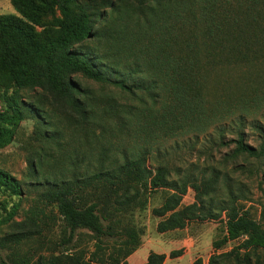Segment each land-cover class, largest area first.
Returning <instances> with one entry per match:
<instances>
[{
  "label": "trees",
  "instance_id": "16d2710c",
  "mask_svg": "<svg viewBox=\"0 0 264 264\" xmlns=\"http://www.w3.org/2000/svg\"><path fill=\"white\" fill-rule=\"evenodd\" d=\"M135 1L12 0L22 17L0 15V73L12 87L1 97L0 148L12 141L25 109L49 123L48 96L69 120L90 122L93 142L113 131L128 141L120 148L108 138L90 175L54 181L40 193L61 218L57 238L43 234L51 230L48 220H35L42 209L32 208L30 220L0 222L9 227L0 233V264H123L142 234L124 214L145 209L161 188L169 193L152 210L158 232L221 221L226 239L241 241L210 254L207 264H264V220L242 203L248 190L234 175L264 176V0ZM57 11L58 28L40 37L35 25ZM88 39L104 44L102 53L96 45L83 51ZM77 75L97 89L82 87ZM22 90L40 94L27 104ZM247 128L257 144L247 140ZM200 134L209 142L202 167L183 172L161 157L148 165L163 141L187 135L197 141ZM223 146L231 148L215 160L214 149ZM188 188L194 199L182 205ZM0 190L20 197L23 188L0 169Z\"/></svg>",
  "mask_w": 264,
  "mask_h": 264
},
{
  "label": "rangeland",
  "instance_id": "374dc122",
  "mask_svg": "<svg viewBox=\"0 0 264 264\" xmlns=\"http://www.w3.org/2000/svg\"><path fill=\"white\" fill-rule=\"evenodd\" d=\"M120 1L133 5L136 3L135 0H116V2ZM107 10L109 11V9ZM9 14L21 16L14 8L12 0H0V15ZM42 17L41 23L35 25L40 37L48 30H52V34L61 21L58 11L54 15L46 13ZM96 44L95 41L88 39L84 42L82 50L86 52L90 50V46ZM87 46L88 48H86ZM103 47L104 44L95 46L98 54L102 53ZM76 79L82 87H94L95 89L98 87V84L81 75H77ZM6 91H12L11 81L9 75L2 71L0 73V109L2 107L1 97ZM21 92L27 104L40 94V90H22ZM44 106L50 115L47 119L49 123L41 125L37 118L28 109H25V119L17 127L12 141L0 148V169L19 180L23 188L20 197L9 195L8 191L0 190V222L30 220L28 216L32 208L42 209L43 213H39L35 220H48L52 226L51 230L45 229L43 234L47 238L54 239L59 235L61 218L56 207L39 200L40 193L54 181L69 180L76 175H90V169L95 166L97 147L107 148L109 146L108 138L120 148L128 145V141L124 134L113 131L116 136L112 135L111 137V132L103 133L104 138H101V142L95 143L92 141L93 138L90 139V122L79 126L69 120L67 111H64L61 103H56L49 96L46 97ZM255 116L258 117V114ZM108 128H112L109 123ZM38 129L40 132L37 131ZM212 129L211 127L207 134L211 133ZM246 130L249 143L257 144L256 135L251 129L247 128ZM96 133L100 134L102 131L98 129ZM205 135L200 134L197 141L189 135L163 141L160 145L159 156L157 152H154L151 159L147 161L148 165L154 166L153 160L161 157L168 160L169 164L180 166L183 172L192 165L202 167L208 159L206 148H208L209 142ZM231 137L232 135L227 133L225 140ZM93 147H95L94 150ZM231 147L215 148L213 151L215 160L221 158ZM109 153L120 157L112 149ZM90 156H92L91 159ZM39 159L40 166L38 165ZM234 175L242 182L246 191L248 190L245 191L248 199L242 203L246 208H249L255 219L264 220V176L257 177L248 172H237ZM259 183H261V187ZM168 193L169 191L166 189H158L148 197L145 209H135L124 214V221L142 230V234L140 246L123 261V264H194L197 258H201L203 264H207L210 254L227 251L241 241V238L236 241L227 240L225 224L221 221L192 222L184 229L158 232L156 226L160 217L155 216L152 210L163 203ZM193 199L194 192L188 188L187 193L183 196L182 205L191 203ZM12 210H15V213L10 218L8 215ZM8 228L6 223L0 224V233ZM177 250H182V253L179 256L171 257L170 253ZM3 253L1 251V256Z\"/></svg>",
  "mask_w": 264,
  "mask_h": 264
},
{
  "label": "crops",
  "instance_id": "0c3cea01",
  "mask_svg": "<svg viewBox=\"0 0 264 264\" xmlns=\"http://www.w3.org/2000/svg\"><path fill=\"white\" fill-rule=\"evenodd\" d=\"M185 252V251H184Z\"/></svg>",
  "mask_w": 264,
  "mask_h": 264
}]
</instances>
